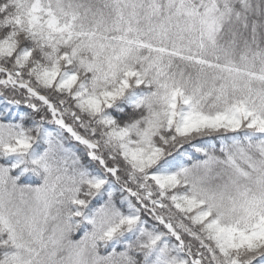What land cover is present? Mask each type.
Masks as SVG:
<instances>
[{"label": "snow or ice", "instance_id": "snow-or-ice-1", "mask_svg": "<svg viewBox=\"0 0 264 264\" xmlns=\"http://www.w3.org/2000/svg\"><path fill=\"white\" fill-rule=\"evenodd\" d=\"M0 264H264V0H0Z\"/></svg>", "mask_w": 264, "mask_h": 264}]
</instances>
